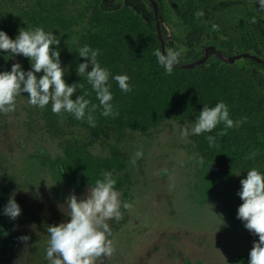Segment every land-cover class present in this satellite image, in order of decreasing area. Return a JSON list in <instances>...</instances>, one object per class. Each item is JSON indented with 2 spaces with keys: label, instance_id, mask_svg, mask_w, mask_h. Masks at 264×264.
I'll use <instances>...</instances> for the list:
<instances>
[{
  "label": "trees",
  "instance_id": "trees-1",
  "mask_svg": "<svg viewBox=\"0 0 264 264\" xmlns=\"http://www.w3.org/2000/svg\"><path fill=\"white\" fill-rule=\"evenodd\" d=\"M159 5L163 20L183 43L191 45L190 52L217 42L219 49L229 55L251 52L264 56V9L258 0H159ZM200 11L203 16L196 15ZM213 25L218 28L214 30ZM37 27L60 39L58 50L61 67L66 69L65 82L84 86L72 99L88 92L85 98L91 103L86 113L92 105L97 106L91 113L95 127L68 113L54 114L51 104L37 109L36 123L57 141L60 153L31 155V161L41 164L56 190L93 187L97 179L110 172L117 181L115 189L127 201L129 181L123 154L111 149L109 156H97L91 147L108 131L144 132L166 121L193 126L204 106L211 108L223 101L231 119L246 117V121L226 129L223 136L218 135L225 131L223 123L212 132L191 135L190 146L202 197L215 191L227 176L236 175L234 202L238 211L243 203L238 195L241 180L253 168L264 174V83L257 71L264 69L259 64L249 58L228 63L215 57L192 68L175 66L169 75L153 54L157 48L161 50L153 20L128 5L107 8L104 0H0V31L14 40L20 29ZM85 45L100 50L97 61L110 73L111 103L118 116L101 114L87 74H77L78 64L85 62L78 52ZM13 57L0 51V73L11 71ZM86 71H91L90 62ZM121 74L130 77L131 92L120 90L112 78ZM207 136L216 137L215 146L209 147ZM253 152L254 158H246ZM199 157L204 158L202 165L197 162ZM121 220L116 221L115 228ZM245 240L252 249L259 237L248 231ZM249 259L250 253L237 257L238 264H246Z\"/></svg>",
  "mask_w": 264,
  "mask_h": 264
},
{
  "label": "rangeland",
  "instance_id": "rangeland-1",
  "mask_svg": "<svg viewBox=\"0 0 264 264\" xmlns=\"http://www.w3.org/2000/svg\"><path fill=\"white\" fill-rule=\"evenodd\" d=\"M114 1L106 6L112 8ZM162 30L171 36L168 48L182 52L181 63L195 59L172 27L165 23ZM212 44L219 49V43ZM14 63L26 72L32 70L30 59L23 55H14L11 67ZM257 71L264 83V72ZM28 101V94L21 93L14 112H0V264H50L47 227L67 222V197L74 193L78 200L85 198L90 188L60 192L41 164L31 161V155L54 156L60 148L41 131L35 121L39 107ZM184 127L192 125L166 121L144 132L108 131L91 147L97 156H109L111 149L123 154L129 181L127 202L132 204L118 227L115 219L108 221L116 251L97 264H238V256L250 253L245 240L249 230L237 218L234 202L236 175L227 176L203 198L195 176L191 134L181 137ZM138 150L143 156L133 164ZM4 172L10 179L3 177ZM13 196L21 207L16 220L3 214ZM21 236L30 239L23 242Z\"/></svg>",
  "mask_w": 264,
  "mask_h": 264
},
{
  "label": "clouds",
  "instance_id": "clouds-1",
  "mask_svg": "<svg viewBox=\"0 0 264 264\" xmlns=\"http://www.w3.org/2000/svg\"><path fill=\"white\" fill-rule=\"evenodd\" d=\"M261 9H264V0H258ZM203 16L202 11L196 13ZM253 23L256 22L253 17ZM213 25V29H217ZM60 39L53 32H45L43 28L37 27L32 30L20 29L19 35L13 40L6 32L0 31V51L12 55H23L31 61V69L25 72L19 63H14L11 71L0 73V112L8 114L16 110L17 97L21 93H27L29 103L44 109L51 104V111L56 115L64 113L71 114L75 119L87 120L90 127H95V117L91 114L96 109L91 101L85 97L89 95L84 92L75 100L72 99L78 89H83V84L73 83L69 86L64 79L66 69L61 67ZM53 46H56L54 50ZM100 54L99 49H92L85 45L79 49V57L85 58L84 63H79L77 74H87V81L99 100L102 108L101 114L105 117L118 116L113 111L111 103L113 94L110 91V73L102 68L97 61ZM160 66L165 69L166 74H171L173 68L181 64L182 52L173 48H165L162 52L157 48L154 53ZM91 64V71L86 69ZM37 73H43L39 78ZM120 90L125 93L132 91L130 77L126 74L112 77ZM246 121V117L240 121L230 118L228 106L223 102L214 107L204 106L194 125L189 129L181 130V137L188 135H200L212 132L219 124L223 123L225 131L218 135H226V129L233 128ZM209 147L216 144V137L207 136ZM255 152L248 159L254 158ZM143 156L142 151L136 152L132 163ZM197 162L204 163V158L199 157ZM117 181L112 173H105L102 179H97L95 185L90 187L85 198L78 200L73 193L65 201L68 208L67 222L47 227L49 242L46 251V259L50 264H97L105 257H111L116 251L114 242L110 238L112 230L108 221L123 219L121 208L131 209L132 204L121 202L120 193L116 191ZM241 190L238 192L243 203L238 208L237 218L244 221L245 228L259 237L253 242L250 251V264H264V174L253 168L247 172V177L241 180ZM3 214L12 220L21 215V207L14 196L10 197L3 209ZM19 239L27 242L30 236H21Z\"/></svg>",
  "mask_w": 264,
  "mask_h": 264
},
{
  "label": "water",
  "instance_id": "water-1",
  "mask_svg": "<svg viewBox=\"0 0 264 264\" xmlns=\"http://www.w3.org/2000/svg\"><path fill=\"white\" fill-rule=\"evenodd\" d=\"M150 2L152 4V9H153V13H154L155 30H156V33H157V36H158V39L160 42L161 50L163 52L165 50L164 36H163L162 29H161V23L163 21V17H162V14L160 12V9H159L156 1L150 0ZM201 52L203 53V57L201 59L186 62V63H181L178 66H181L184 68H192L195 65H198V64H201V63L207 61L208 57L211 54H214L216 58H218L222 61L228 62V63H234L236 60H239L240 58H249V59H252L257 64H259L260 67L264 69V58H262L261 56L255 54V53L244 52V53L229 55V54L221 52L219 49H217V47L214 44L203 45L201 48Z\"/></svg>",
  "mask_w": 264,
  "mask_h": 264
},
{
  "label": "flooded vegetation",
  "instance_id": "flooded-vegetation-1",
  "mask_svg": "<svg viewBox=\"0 0 264 264\" xmlns=\"http://www.w3.org/2000/svg\"><path fill=\"white\" fill-rule=\"evenodd\" d=\"M104 1L109 6H112V4L109 3V1H111V0H104ZM112 1H114V0H112ZM155 1H156L157 5H158V7L160 9L159 0H155ZM122 4L123 5L130 6L132 9H134L136 12L140 13L141 15H143L145 18H150L151 20H153V22L155 24L154 13H153L152 4H151L150 0H118L117 3H116V5L113 6V7L120 6ZM165 23L166 22L163 20L162 23H161V29L164 28ZM162 32H163V30H162ZM163 36H164V41H165V48H168L169 47V44H170V41H171V36L170 35L167 36L164 33H163ZM186 44L188 46V50H190V46L191 45L189 43H186ZM201 47L202 46H200V48L198 50H196V52H191L190 53L191 55H193L195 57V59L193 61L199 60V59H201L203 57V53L201 52ZM211 56H215V55L214 54H211L208 57L207 60H210L211 59L210 58ZM41 131H43V130L41 129ZM3 177H5L7 179H10L9 175L6 172L3 173Z\"/></svg>",
  "mask_w": 264,
  "mask_h": 264
}]
</instances>
